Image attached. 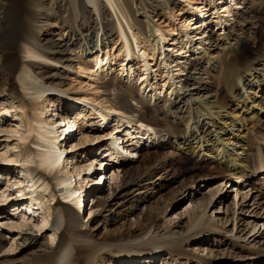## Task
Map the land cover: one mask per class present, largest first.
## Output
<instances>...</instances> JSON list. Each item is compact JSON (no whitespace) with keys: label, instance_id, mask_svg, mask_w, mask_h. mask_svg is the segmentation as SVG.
Masks as SVG:
<instances>
[{"label":"rangeland","instance_id":"obj_1","mask_svg":"<svg viewBox=\"0 0 264 264\" xmlns=\"http://www.w3.org/2000/svg\"><path fill=\"white\" fill-rule=\"evenodd\" d=\"M20 1L27 9L32 10L30 22L33 24L36 39L40 40L35 43L37 47L44 44L42 47L44 49L40 52H45L49 46L58 49L59 43L63 41L61 38L64 37L62 28L67 23L81 26L84 31L91 26L101 27L102 25L101 22L100 25L97 22L98 12L86 0ZM35 1L39 3L38 6ZM240 1L243 2V8L246 7V16L240 18L246 25L247 31L246 34L241 33L242 40L235 49L241 56L251 57L253 51L264 44V0ZM2 2H0V9ZM137 2L148 5L152 10L154 8L153 14L151 10L149 12L152 14L150 21L154 20L155 15L157 18L155 23L160 24L167 31L166 35L170 37L165 47H162V44L159 46L160 54L157 52L158 64L155 66L157 75L150 80L151 84L158 86L157 92L161 98H164L168 84L165 88L161 86L165 84V75L169 69L173 73L181 71L187 74L188 72L187 76L191 78L192 64L203 57V50L197 43L211 29L220 33L221 25L217 24L218 19H215L213 12L221 11L223 3L217 0L218 5L215 2L216 6H212L216 9L208 13L210 17L203 18L210 23L207 31L203 28L196 29L197 26L193 24L197 21V17L191 16L188 10L189 4L199 2H202L200 6L210 7L209 0H171L167 3L169 9L162 0H139ZM50 3L54 10L48 11ZM101 4L103 22L113 20L109 27L113 31L111 32L113 39L108 37L103 45V52L111 49L112 53H115L114 57L117 55L118 62L116 63L114 59L113 73L109 76L102 75L100 81L94 80L93 82L88 75L90 72L86 74L77 70L78 62H89V68L92 71L97 66L94 61L90 62V58L86 55L78 54L76 48L71 51L73 62L51 51L52 58L59 64L52 63L39 53L31 58H24L25 56L19 54L22 61L25 59L34 62L32 68L38 76L35 80L36 84L46 82V86L49 85L47 93L41 99H36L29 94V91H24L16 79L9 78L2 65L0 52V153H5L9 160L4 164L3 169H0V264H58L59 257L56 247L60 242L61 232L54 226V223L57 221L60 207H63L73 217L80 229L93 232L97 244H105L103 239H110L114 236L120 239L122 246L120 249L123 251L117 254L105 249L101 254L102 257L95 264H264V172L261 170H258L256 175L253 174L249 181H237L239 182L237 185L238 183L236 180L234 182L231 175L221 176L212 173L210 167L213 162L207 159L200 161L192 154V149L185 150V152L184 149L168 147L161 149L158 155L153 157L154 162L144 164L143 170L134 173L131 179H126L120 172L118 181L122 185L115 191L112 190V187L116 186L110 177L111 171L114 166L120 164L112 162L111 158L107 157L110 152L105 150L110 147L111 136L125 138L127 131L125 128L128 125L121 126L120 131L113 129V126L111 129L109 127L100 128L97 124V114H95L97 109L87 102L74 100L82 95L98 98L108 104L128 79L127 68L126 66L123 68L121 63L123 54L119 50L123 42L118 35L117 17L106 0H102ZM243 8L234 9L231 18L243 11ZM132 12L136 20L143 22V32L147 37L145 17L140 12H136L134 6ZM191 17L194 18L189 25L191 27L190 37H188L184 35V32ZM9 23L11 29L9 28L10 31L5 37H0V42L7 39L9 34L11 40L22 35L19 15L10 17ZM124 25L132 40L133 48L136 50L134 38L131 37L127 24L124 23ZM69 33L74 39L80 34L74 31ZM177 33H180V36ZM175 40L177 43H174ZM100 44L93 42L92 46L101 47ZM213 46L214 43L208 45L207 51H210ZM170 48H174L176 53L169 51ZM219 50L220 54H226L223 47ZM166 54L170 56L167 66L162 61ZM139 55L137 53L135 61L128 65V68L133 65L136 69V76L143 72L141 68L143 60L141 56L138 58ZM174 57L177 59L175 60ZM80 59L82 62L79 61ZM173 60L179 64L177 67L172 66ZM66 64H72L76 68H69L65 66ZM48 65L56 67L50 68ZM215 75L209 70L204 74L213 83V92L222 89L224 83V74H220L221 76L217 78L213 77ZM140 81H133L136 83L134 92L127 94L120 111L142 110L149 116L152 110L151 100H140L139 97L143 94L141 88L144 87L146 91H149L150 87H146L147 84L140 83ZM60 89L63 93L58 91ZM165 103L166 101H162L161 110L164 109ZM67 110L80 112L82 117L75 131L69 132L66 136L65 133L61 135L65 127L63 128L60 124L64 125V118L61 114ZM36 115L43 117L44 121L49 123L51 121L50 125L58 123L57 130L61 132L58 133L59 146L66 150L64 161L60 169L49 174L41 168H36V176L49 180L53 190L51 195L49 192L44 193L41 189H37L34 193L36 196H30L29 200L17 201L19 200L17 198L12 200L9 198L13 191H6L3 185L6 182L4 174L19 176L25 173L29 166L36 167L37 164H30L29 161H34L37 153L42 149L35 139L36 133L27 132L29 122L33 121ZM162 116L160 114V118ZM54 121L58 122L54 123ZM80 124H83V127L82 125L80 127ZM247 124L255 125L248 133V149L240 157L254 160L258 155V149L261 148V155L264 157V114H259ZM97 131H101L102 135L106 136L99 141H95L96 139L91 141ZM109 133L111 136L107 135ZM83 136L86 140L80 143L79 148L72 147ZM155 148L156 146L149 145L147 141V143H142V147L136 152L143 150L145 155L148 151H154ZM121 157L123 159L122 155ZM137 157L131 158L136 166L140 163L136 161ZM91 162H94L93 168L88 173L85 170L80 172L81 183L79 176L76 175L79 181L72 187L73 189L81 187L78 191V195L82 198V211H80L72 202L65 200L66 189L57 182L58 178L70 176L71 172L76 173L77 165L83 166ZM124 162L127 164L128 161ZM85 174L95 180V183L89 186L84 177ZM244 186L245 188H242ZM93 195H99L102 200L106 201L105 206L103 204L94 208L96 215H91L92 209H90L93 204ZM38 197L40 200H36ZM22 220L28 222V229L22 230L19 227ZM148 241L159 243L152 248L146 246L145 242ZM136 248H145L149 255L140 254L138 251L132 252ZM260 251L261 254H259ZM80 264L88 263L84 260Z\"/></svg>","mask_w":264,"mask_h":264},{"label":"bare ground","instance_id":"obj_2","mask_svg":"<svg viewBox=\"0 0 264 264\" xmlns=\"http://www.w3.org/2000/svg\"><path fill=\"white\" fill-rule=\"evenodd\" d=\"M1 1L3 2L0 9V37H5L10 31V17L19 15L22 25V35L11 40L9 34V37L4 40L5 42H0L2 65L9 78L16 79L20 87L26 92L29 91V94L33 95L34 98L41 99L49 90V85L46 86V82L36 84L35 80L38 76L32 68V63L34 62L25 59L22 61L20 59L21 55L19 56V54L25 56L24 58H31V56L35 57L37 56L36 54L39 53V55H42L47 60H51L52 63L55 62L59 64L58 61L52 58L53 55L51 51H55L58 55H62L67 61L73 62V60H71V56H73L71 51H73V48H76L78 54H83V56L86 55L90 58V62L91 60L92 62L94 61V64L97 66L96 69L92 71L89 68V62H82L81 59L79 61L82 63L78 62L79 66L77 70L86 74L90 72L88 75L93 82L94 80L100 81L102 75L109 76L110 73H113V65L115 62H118L117 55L114 57L115 53H112L111 49L103 52V45L108 37L111 38V32H113L111 28H109L113 20L107 21V23L103 22L102 0H86L87 3L92 5L94 10L98 12L97 18L99 20L97 19V22L99 25L101 22V27L91 26L84 31L81 26L73 24L68 25L65 21L67 24L62 28V35L64 37L61 38L63 41L59 43L58 49L56 50V47L49 46L45 52H40L44 49L42 48L44 44L37 47L35 43L40 40L39 38L36 39L37 37L33 29V24L30 22L32 10L27 9L20 0ZM137 1L139 0H106L117 17L118 35L121 37V42H123V46L119 50L120 52L122 51L123 54L121 63L123 68L125 66L127 68L126 76L128 79L125 80L126 83L123 84V87L108 104L98 100V98L84 97L82 95L74 98L76 101L83 103L87 102L97 109L95 114H97L96 119H98V127H109L111 129V126H113V129L120 131L119 128L121 126L128 125L125 128L127 131L124 139L121 138L122 136H111L112 132L107 134L111 136V142L109 145L110 147L105 151L110 153L105 155H107V157L109 156L114 163L118 162L120 165L123 163L121 166H114L112 168L110 177L113 179L116 186L115 188L112 187V190L115 191L122 185L121 183L119 184L118 181L120 172L123 173L126 179H131L134 173L143 170L144 164H152L154 162L152 160L153 157L158 155L161 149H167L168 147L172 149H184V151L192 149V154L200 161L207 159L213 162V165L210 167L212 173L220 174L221 176L231 175L234 182L235 180L236 182L242 180L249 181V178L258 170L264 172V157L261 155L262 148L258 149V155L256 159L253 157L254 160L240 157L248 149V133L255 125H248L247 122L250 120L253 121L259 114H264V44L257 49L255 48L256 50L253 51V56L251 57L241 56L239 51L235 49L242 40L241 33L247 31L246 25L240 18L246 16V7L243 8V2L240 0H230V2L229 0H221L223 9L213 12L215 19H218L217 24L221 25L219 29L221 30L220 33L211 29L208 34H205L197 43L203 50V59L201 58L202 60H197L195 61L196 63L192 64V71H189L191 78H188L187 71V74L181 71L173 73L170 72L169 69V72L165 75V84L161 86L165 88L168 84V88L164 93V98H161V95L157 92L158 86L151 84L150 80L157 75L155 66L158 64L157 52L160 54L159 46L162 44V47H165L166 44L169 43L170 37L166 35L167 31L163 29L160 24L155 23V20H157L155 15L154 20L150 21L149 18L152 17L154 8L152 10L148 5ZM162 1L167 5L171 0ZM215 2L217 3V0H209L210 7L208 5L200 6L202 2L189 4L188 13L191 16L197 17V21L193 24L197 26V30L203 28V30L208 31L210 23L203 18L207 16L210 17L208 13L214 8L216 9V7H212L215 5ZM35 4L37 6L39 5L36 1ZM133 6L135 7V11L140 12L147 21V37H145V33L143 32V22L136 20L133 15ZM48 8V11L54 10L51 3L48 5ZM237 8H243V11L231 18L232 12ZM167 9H169L168 5ZM150 10L152 14L149 13ZM120 18L122 20H120ZM193 18H190L189 24L186 26L184 32V35H188V37H190L189 29L191 27L189 25ZM124 23L127 24L131 37L134 38L136 50L133 48L132 40L128 35ZM73 31L80 33L76 35L75 39L73 36L70 37L69 32ZM179 34L180 33H177V35ZM142 37L144 39H142ZM112 39L113 38H111V40ZM191 41H194V39H191ZM93 42H97L98 44L101 43V47L92 46ZM174 43H177V41L175 40ZM211 43H214V46L210 51H207V47L211 45ZM222 47L226 53L225 55L220 54L219 49ZM169 51L176 53L174 48H170ZM137 53L140 54L138 58L141 56L143 60L141 64L143 72L136 76V69L133 68V65L128 68V65L135 61ZM119 55L120 53L118 52V56ZM169 58L170 56H168V54H166L165 59L161 58L165 66L168 65ZM174 58L175 60L177 59V57ZM175 60H173L172 66L176 65L177 67L179 64L175 63ZM65 66L72 69L76 68L72 64H66ZM48 67L54 68L56 66L48 65ZM207 70L214 72L216 75L213 77L215 78L224 74L222 89L213 92V83L204 76ZM124 72H122V74ZM136 80H141L140 83L147 84L146 87H150L149 91H146L144 87L141 88L143 94L139 97L140 100H151L152 110L149 116L144 114L142 110L137 111L134 109L130 112L120 111L126 100L127 94L134 92L136 83L133 81ZM58 91L63 93L61 89ZM67 96L70 95L67 94ZM162 101H166L163 110H161ZM80 114V112L71 110H67L64 114H61L65 122L64 125L59 123L60 126H63V128L65 127L62 133L57 130L58 121H54V123L57 124L50 125L51 121L50 123L44 121L43 117L40 115L33 117V121H30L28 124L27 132L30 134L33 132L36 133L35 139L38 142V146L42 149L37 153L34 161H29L30 164H37L36 167L33 168L29 166L27 171L19 174V176H10L9 173L4 174L6 182L3 185H5L6 191H12L11 188H14L9 199L14 200L17 198L15 193L25 194L26 191H29V195L33 197L37 189H41L44 193H53L49 180H43L40 176H36V168H41V170H44V172L46 171L48 174L60 169L64 161L63 158L66 150H63L59 146L60 137L58 133H61V135L65 133L67 136L71 130L75 129L77 123L79 124L82 117ZM160 114L163 115L162 118H160ZM112 122L115 123L113 124ZM81 125L83 127V124H80V127ZM102 134L101 131H97L91 141L95 139V141L101 140L106 136ZM84 140L86 139L83 136L80 141L75 143L72 147L78 149V146L81 145ZM147 141L149 145L153 144L156 146L155 150L148 151L145 155L143 154V150L136 152L142 147V143H147ZM120 145L123 146L121 153L119 152L121 149ZM120 154L123 156V159ZM142 155L143 159L141 160ZM6 156L5 153H0V169H3L4 164L9 161ZM135 156H138V160L136 161H140L137 166L133 164L131 159ZM124 161H128L127 164ZM93 166L94 162L83 166L77 165V167L75 166L76 173L71 172L69 174L70 176L58 178V185L64 186L66 189L65 200L67 199L72 202L80 211H82V198L78 195V191L81 187H76L75 189L72 187L75 184L77 185V181H79L76 175L79 176L81 183L82 176L80 172L85 170L88 173ZM86 174L84 177L86 178L87 184L91 186L95 183V180L90 178L89 175L86 176ZM239 182H237V185H239ZM242 188H245V186ZM24 197H27V195H24ZM45 198L46 196L44 199ZM36 200H40V198L38 197ZM92 203L90 208L92 209L91 215L96 213L94 208L103 204L105 206L106 201L102 200L99 195H93ZM55 204H57V201H55ZM109 207L111 208V206ZM56 219L57 221L54 223V226L61 232L60 242H58L56 247L59 257L58 264H80V262L84 260H86L88 264H95L102 257L101 254L105 249L117 254L123 251V249H120L122 247L120 239L115 236L110 239H103V241L106 242L105 244H97L93 232L80 229V227L75 224L73 217H71L63 207L59 208ZM19 227H21L22 230L25 228L28 229V222L22 220ZM158 243L157 241L145 242V244H147L146 246L152 248H155L154 245ZM144 249L136 248L132 250V252L138 251L140 254L149 255L146 249ZM259 254H261V251Z\"/></svg>","mask_w":264,"mask_h":264}]
</instances>
